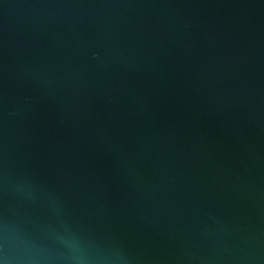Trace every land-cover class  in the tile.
Masks as SVG:
<instances>
[{"label": "water", "instance_id": "obj_1", "mask_svg": "<svg viewBox=\"0 0 264 264\" xmlns=\"http://www.w3.org/2000/svg\"><path fill=\"white\" fill-rule=\"evenodd\" d=\"M0 260L264 264V0H0Z\"/></svg>", "mask_w": 264, "mask_h": 264}, {"label": "clouds", "instance_id": "obj_2", "mask_svg": "<svg viewBox=\"0 0 264 264\" xmlns=\"http://www.w3.org/2000/svg\"><path fill=\"white\" fill-rule=\"evenodd\" d=\"M0 264H6V262L3 260H0Z\"/></svg>", "mask_w": 264, "mask_h": 264}]
</instances>
